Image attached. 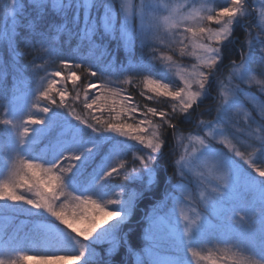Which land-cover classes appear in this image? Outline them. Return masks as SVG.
Here are the masks:
<instances>
[{
	"label": "snow or ice",
	"instance_id": "1",
	"mask_svg": "<svg viewBox=\"0 0 264 264\" xmlns=\"http://www.w3.org/2000/svg\"><path fill=\"white\" fill-rule=\"evenodd\" d=\"M209 2L185 0L178 7L162 0H122L117 10V0H33L25 46L58 60L64 71L40 77L41 84L33 89L18 69L10 94L0 93V157L9 161L0 172L10 170L9 178L0 180V202L5 211L15 205L35 212L47 251L78 250L72 260L93 264L96 245L107 241L110 247L96 264H112V253L126 243L119 235L122 227L141 200L166 182L168 187L145 213L143 248L129 247L128 260L120 264L211 259L196 251L204 240L225 245L212 264H264V0H211V7ZM17 7L18 0H11L9 13L15 16ZM49 14L59 21L49 20ZM240 27L245 38L239 59H230ZM60 34L78 37L89 52L101 47L96 37L119 40L130 55L137 40L142 48L157 44L148 60L119 70L146 73L140 96L147 102L141 105L123 94L126 89L113 86L120 81L88 83L83 91L87 116L78 114L73 105L80 93L71 96L60 84L76 86L81 76L73 68L91 77L98 72L85 66L86 60L74 63L62 55L55 43ZM0 39L14 46L13 30L0 31ZM189 43L198 63L174 72L173 57L177 51L183 56ZM162 49L171 54L158 57L156 51ZM40 67L33 65L34 70ZM5 76L0 73V79ZM254 85L260 99L252 93ZM91 90L98 95L89 101ZM157 101L164 106H149ZM177 147L182 151L165 181L155 162L166 149ZM129 152L130 160L125 159ZM117 180L121 182L113 183ZM96 212L103 215L97 219ZM77 220L87 226L77 227ZM30 243L29 237L0 239V264L33 259L23 254L22 244ZM232 248L250 256L237 258Z\"/></svg>",
	"mask_w": 264,
	"mask_h": 264
},
{
	"label": "trees",
	"instance_id": "2",
	"mask_svg": "<svg viewBox=\"0 0 264 264\" xmlns=\"http://www.w3.org/2000/svg\"><path fill=\"white\" fill-rule=\"evenodd\" d=\"M23 1V7L21 10L16 12L15 18H18V22L16 23V28L19 31L25 32L26 29V23L30 18L34 15L33 11V3L28 2L27 0ZM117 10H119L117 8ZM49 20H57L59 21L58 17L53 16L52 14H49L47 17ZM1 21V18H0ZM69 27V25H68ZM71 27V25H70ZM57 36V33L55 31L51 32V36ZM236 35L240 37L236 42H234L233 45H231V50L233 55L230 56V59H239L240 54V41L244 39V32H242L241 27L237 30ZM78 37H72L69 39L66 35L60 34L59 39L55 41L56 46L63 52L66 56H72L74 52L79 51L80 55L82 56L83 60H86L87 64H90L92 66L93 71H97L98 75L96 77L88 76L84 73L83 69H74V71L77 72L79 76H81V79L77 81L76 86L74 87L70 81H68L66 84L64 83V87L68 88V92L71 96H75L77 94V91L80 93V100L74 104L73 106L76 108V111L81 116H87V112L85 111L83 107V102L85 97L83 96V91L85 86L88 83H102L107 79V76L109 75L110 69L109 67H112L114 69V74L116 73H123L128 74V71H119L121 68H126L130 63L132 62V59L134 58V54H129V51L123 46V44L113 38L109 37H96L97 43L101 45L100 48L96 49L94 53H98V56L96 59H90L86 58L84 56V53H87L88 47L85 46L86 43L81 44ZM16 39H18V35H16ZM85 46V48H84ZM81 49L82 51H80ZM1 50V49H0ZM15 57L11 58V61H15L14 65L11 66L9 64L8 56V49H5L2 54V60L3 63L7 66H4V64L0 63V73H6V76L3 79H0V93L3 94H10V90L13 87L14 79L17 75H19L18 69L23 70V77L30 81V79H34V75L31 73L33 70V65H38L39 61H41V55L33 51L30 48H27L25 44L22 43H16L15 48ZM17 53H20L17 55ZM0 58V59H1ZM89 59V60H88ZM74 60V59H73ZM81 62V60H75L74 63ZM2 64V65H1ZM226 71V70H225ZM123 80V79H121ZM123 87H125L127 93L129 96H132L136 102L140 103L141 105L146 103L144 97L140 96L139 86L136 84H129V83H123ZM94 92L91 90L89 95V101L91 100V94ZM2 102V101H0ZM69 103H72L71 100ZM207 103V101L205 102ZM149 106L153 107H163L164 104L162 101H157L155 103H150ZM3 107H0V110ZM62 112L66 114L67 109H62ZM71 119V117H69ZM169 140L172 144H174L175 140L172 139L171 133H169ZM176 150L174 152H169L167 149L165 150V155L160 157L158 161L155 162V167L160 173L162 177H164V180L167 181V178L169 176H172L174 173L175 165L174 161L176 160ZM5 167V164H2L0 160V168ZM7 172V169L2 173L5 174ZM175 178H173L174 181ZM172 181V182H173ZM168 187V184L166 182H162L157 188L153 190L152 193H149L145 196L144 199L141 200V202L138 204L136 212L130 222H127L121 229L119 235L123 238L126 243H122L118 248L115 249V251L112 253V264H120V261L123 259L125 261L128 260L127 256V250L129 247L140 249L144 246V216L147 211H149V208L153 201H156L160 194L163 192L164 188ZM3 207V206H2ZM8 213V211H3L0 209V239H5L9 237H16L19 238L21 241L25 239V237H29L32 239L33 243L30 244H22V247L24 248L25 255L33 254L37 257L42 256H51V255H58V256H69V255H76L78 252L73 251H64V252H57V253H51L50 251H47V245H42L39 241H42V237L34 232V227L36 224H40L39 221H37L33 216L36 214L31 215H25V214H18V213ZM22 217L27 218V220H24L21 222ZM105 247L108 249L110 247L109 243H103ZM100 252L99 255L95 260H93V264H96V262L102 258L105 257L106 252L104 251V246L100 245Z\"/></svg>",
	"mask_w": 264,
	"mask_h": 264
},
{
	"label": "rangeland",
	"instance_id": "3",
	"mask_svg": "<svg viewBox=\"0 0 264 264\" xmlns=\"http://www.w3.org/2000/svg\"><path fill=\"white\" fill-rule=\"evenodd\" d=\"M28 2H32L33 0H27ZM11 2V0H0V31H5V30H13V36L15 38V42H14V46H10L9 42L6 39H0V58L2 57L3 51H5V49H8V56L7 58L9 59V64H11V66L14 65V62L11 61V58L13 57L14 59H16L15 55V50H13L15 48L16 43H22L25 44V39L26 37H28L29 33L26 30L25 32L22 33V31L17 30L16 28V23L18 22V18H15V16L11 15L9 13L8 10V5ZM121 2L122 0H117V4L116 7L120 10L121 7ZM140 0H128V3H139ZM216 3H220L223 4V0H215ZM162 3H171L174 6H182L185 3V0H162ZM209 6H214V4L211 2H209ZM23 7V1L22 0H18V7H17V11L19 12L21 10V8ZM185 15H187V12L184 13ZM120 18H123V12H121L120 14ZM258 20V17H257ZM255 22V21H254ZM81 23H82V16H81ZM70 28V25H69ZM242 32H244V37H245V30L241 27ZM183 30V26L181 27V31ZM164 31L166 32H170V31H174V30H169L167 28L164 29ZM16 35H18V39H16ZM237 36V35H236ZM52 37H55V35H53ZM238 38L240 39L239 36H237L236 41L238 40ZM78 39V38H77ZM244 40V39H242ZM235 41V42H236ZM241 42V41H240ZM85 46H87V44H85ZM84 46V48H85ZM159 46L157 44H149V46L147 48H142L140 45V42L137 40L135 43V47H134V51H136V53L134 54V58L132 59V62L130 64L135 65V64H142L144 61L148 60L150 58V54L152 52V50L154 48H158ZM174 47H180L179 45H174ZM80 51H82L81 49H79ZM41 55V61L37 62L39 63L38 65L41 66L38 70H33L31 71V73L34 75V79H30L31 81V86L33 89L37 88L40 84V77H44L46 75H49L51 73H54L56 71H64L62 66L59 64L58 60H49L47 56H44L42 52L36 51ZM62 55L66 56L63 52H61ZM166 54H171L168 53L166 50H158L156 51V55L158 57L160 56H164ZM84 56L86 58H90V59H96L98 56V53H94V52H87L84 53ZM67 57H69L70 59H74L73 62L75 60H82V56L80 55L79 51L74 52V54L72 56L67 55ZM89 60V59H88ZM173 60L176 61V63H172V62H168L165 61L166 64L168 63H172V70L178 71L180 68H184L187 67L189 70H191V65L198 63L196 60V56L193 54V48L191 43L188 44V48H187V52L181 56V54L179 53V51H177L176 56L173 57ZM45 61H47V63H45ZM182 61V62H180ZM0 63H3L2 58L0 59ZM1 64V65H2ZM36 65V64H35ZM4 66H7L4 64ZM110 72L109 75L107 76V80H111V81H120L121 83L119 84H114V87H123V83H127L126 81L131 78L132 79V84H136L139 86V91L141 92L143 90V84H142V77L143 75H146V73H139L136 71H128V74H123V73H116L114 74V69L112 67H109ZM154 70H156L157 72L160 71V65H155L154 66ZM72 71H74V69H72ZM255 74V73H254ZM225 76H227V71H225ZM257 78L259 79L260 77L257 76ZM123 79V80H121ZM178 80V78H177ZM43 84H47V80L43 81ZM64 83L61 82L60 87H64L63 85ZM97 85H99L100 83H95ZM66 87V86H65ZM68 90V88H67ZM94 93L91 94V97H94L95 95H98V92H96L95 90H92ZM252 93L254 95L257 96V99L261 98V94L258 91V86H252ZM124 95L129 96V94L127 93V91H125L123 93ZM57 100L59 99L58 95H57ZM108 103L111 104L112 100L111 98H109ZM208 103V102H207ZM205 103V104H207ZM4 112V108H2L0 110V113ZM141 117L137 116V119H140ZM205 119L209 118V117H204ZM131 122V121H129ZM185 134H187V132H185ZM130 143H136L135 141H129ZM176 142H174L175 144ZM130 147H134V145H129ZM142 145L137 144V148H142ZM182 149L180 148H176V160L179 159L180 153H181ZM132 156V152L128 153V156L125 159H131ZM236 159L238 160V162L246 169H248L249 171H251V169L249 168V166L247 164L244 163V161L242 159H240L239 157H236ZM0 160L2 162V164L9 163V161L7 160L6 157H0ZM175 160V161H176ZM138 163L136 165H133L132 163L128 164V169L131 170V168L133 167H137ZM255 175V173H253ZM10 175V170L7 169V172L5 174L0 175V180H6L9 178ZM121 181H113V183H120ZM175 182V179L174 181ZM138 185H133V187H137ZM176 195H179V193H177ZM250 198V197H249ZM154 202V201H153ZM11 203V202H9ZM3 206V207H2ZM5 205L3 204V202H0V209L1 210H5L4 209ZM9 210L8 213H11L10 215H12V213H18V214H25V215H31V214H35V212L33 210L30 209H26L25 207H21V206H15V205H9L8 206ZM151 208V206H150ZM149 208V210H150ZM12 211V212H11ZM69 211H72L71 207L69 208ZM185 211H187V209H185ZM95 217L97 219H99L103 213L101 212H96ZM179 215V209L177 210V216ZM27 220V218L22 217L21 222ZM25 222V221H24ZM23 223V222H22ZM41 224V222H40ZM40 224H36L34 227V232H36L37 234H39L42 237L43 234V228L40 226ZM74 224H76L77 227H86L87 226V222L85 221H74ZM70 231V230H69ZM75 235V234H74ZM80 239L83 241V237H80ZM42 240V239H41ZM42 245H45L42 241H39ZM84 243H87V241H83ZM104 243H108L107 241ZM100 245L104 246V251L107 253V249L105 247V245L103 243L96 245L95 247V252H96V257L94 258V260L97 258V256L99 255L100 252ZM225 247V245L223 244H219L218 242L214 241V240H204L202 243L196 245V251L200 253V257H210L211 259H200L198 258H192L191 256H189L190 259H193V264H212V259H217L218 257H220L222 255L220 249H223ZM78 252V250L76 251ZM25 255V253H23ZM232 254H234L237 258H247L250 256L249 253L246 252H242L240 249L238 248H232ZM78 255V253L76 254ZM183 255V254H181ZM26 256H30V257H34L33 259H28L26 261H24V264H79V261H75L72 260L70 257L74 256V255H69V256H63L65 257V259H41V257H37L33 254H28ZM13 258H17V257H13ZM258 259V257H257ZM82 264V262H81ZM228 264H234L233 260H229Z\"/></svg>",
	"mask_w": 264,
	"mask_h": 264
}]
</instances>
